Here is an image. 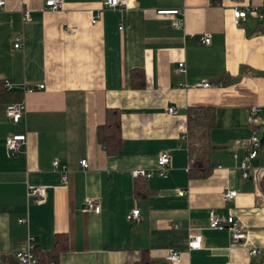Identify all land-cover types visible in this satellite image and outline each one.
I'll return each instance as SVG.
<instances>
[{"label":"crops","instance_id":"1","mask_svg":"<svg viewBox=\"0 0 264 264\" xmlns=\"http://www.w3.org/2000/svg\"><path fill=\"white\" fill-rule=\"evenodd\" d=\"M4 1L0 264H17L14 254L26 249L28 237L40 253L49 252L57 234L66 237L67 248L54 264H134L143 251L166 262L169 250L180 254L175 264H264V144L249 179L240 170L249 138L264 134L247 120L248 107L264 109V0H130L127 9L114 10H105L104 0H62L58 11L45 0ZM237 6L257 7L263 20L248 12L234 26ZM168 10L182 14H157ZM179 19L181 30L174 28ZM204 35L209 45L199 42ZM16 38L20 49L13 47ZM181 62L186 74L179 75ZM136 70L144 72L142 89L131 86ZM202 79L215 86L193 87ZM10 106L24 109L17 124L6 116ZM189 107L215 110L206 177L189 175ZM106 109L120 111L123 140L115 154L96 139ZM16 133L26 141L11 157L6 138ZM161 153L171 157L166 177H133L136 170L155 171ZM54 161L66 166V181ZM35 187L46 188L41 203L26 198ZM228 191L237 196L224 201ZM89 199L98 201V213L82 211ZM133 209L141 219L136 225L126 219ZM210 216L235 218L246 239L232 245L226 231L209 228ZM190 234L201 235L199 250H189ZM254 248L259 253L250 256Z\"/></svg>","mask_w":264,"mask_h":264},{"label":"built area","instance_id":"2","mask_svg":"<svg viewBox=\"0 0 264 264\" xmlns=\"http://www.w3.org/2000/svg\"><path fill=\"white\" fill-rule=\"evenodd\" d=\"M130 0H104L102 3V7L105 10H114V9H127L129 7ZM45 5L51 11H58L62 8V0H45ZM5 6V1L0 0V9ZM256 13L259 20H263V15L260 13L257 7H234L232 9V23L234 26H240L246 19L247 13ZM158 15H168V16H178L181 13L180 10H168V11H157ZM24 21H28L30 19V14L28 12L23 13ZM100 19V12L94 13L91 19V25L95 26ZM175 29L181 30L183 28V20H176ZM119 30L122 27L118 28ZM199 42L203 45L210 44V38L208 36H202L199 39ZM15 49H20L22 47V40L20 38L15 39V43L13 46ZM176 74L182 75L186 74V67L184 63H178L176 68ZM183 87L188 88L187 84H182ZM215 85L206 80L202 79L196 84L193 85L195 88L200 89H210ZM7 89H11L8 84H5ZM44 87L40 85L38 89H43ZM28 91H32V89H27ZM167 113L170 115L176 114V109L174 107H168ZM248 114V124L254 128L261 127L264 128V109L259 106H250L247 109ZM24 109L20 106H10L6 109V116L13 122L19 123L24 117ZM259 137L253 135L248 140L247 145V154L242 158L240 164L241 177L244 180L249 179L250 173L255 171L257 167L253 165V161L258 159L262 145L260 144ZM26 135L23 133H16L9 135L6 138V151L9 156H14L18 153L19 147L21 144L25 143ZM236 158V155H233ZM171 162V157L168 153H161L157 159L158 168L155 171H145V170H136L132 172L133 177H142V178H150L153 175H158L159 177H166V172L169 168ZM80 166L83 169H88V162L86 160L80 161ZM53 168L61 174V178L63 181L67 180L68 170L66 166L60 165L58 161L53 162ZM176 194L179 197L184 196V192L182 190H176ZM237 193L235 191L225 192L223 195L224 201H231L235 199ZM46 197V188L45 187H35L27 189L26 198L33 199L36 203H41L45 200ZM99 203L96 200H86L84 206L82 208L83 212H99ZM127 221L133 225L139 224L141 219L139 215L138 209H133L131 213L126 217ZM209 228L216 231H226L229 234L232 245H237L246 239V234L243 231L240 223L233 217H217L210 216L208 219ZM20 224L26 223L25 220H20ZM202 237L199 234H190L188 236V248L190 251L199 250L201 248ZM35 244L32 237H28L26 240V249L22 252H17L14 254V259L18 264H39L38 259L35 255ZM259 253L258 249H251L249 252L250 256H255ZM180 258V254L175 250H169L168 255L166 257V261L169 264H175L178 262ZM53 264V263H52ZM231 264V263H226Z\"/></svg>","mask_w":264,"mask_h":264},{"label":"trees","instance_id":"3","mask_svg":"<svg viewBox=\"0 0 264 264\" xmlns=\"http://www.w3.org/2000/svg\"><path fill=\"white\" fill-rule=\"evenodd\" d=\"M216 1V0H213ZM131 86L134 89L145 87V76L142 70L132 72ZM187 117V150L189 158L190 177H206L211 171L210 154L214 146L210 142L209 133L215 128V110L206 107H189ZM98 144L105 147L107 154H115L121 147V121L120 111L117 109H106L104 123L96 130ZM137 180L146 178L137 177ZM134 194L139 198L137 184ZM67 239L64 235H55L52 248L47 253H40L35 247V255L39 263L54 264L58 255L66 250ZM17 262V261H16ZM51 262V263H49ZM18 264V263H17ZM134 264H169L152 260L146 251L142 252L141 258Z\"/></svg>","mask_w":264,"mask_h":264},{"label":"water","instance_id":"4","mask_svg":"<svg viewBox=\"0 0 264 264\" xmlns=\"http://www.w3.org/2000/svg\"><path fill=\"white\" fill-rule=\"evenodd\" d=\"M260 144L263 145L264 144V134L262 135L261 139H260Z\"/></svg>","mask_w":264,"mask_h":264}]
</instances>
